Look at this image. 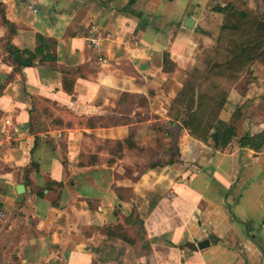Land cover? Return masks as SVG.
Wrapping results in <instances>:
<instances>
[{"label":"crops","instance_id":"obj_1","mask_svg":"<svg viewBox=\"0 0 264 264\" xmlns=\"http://www.w3.org/2000/svg\"><path fill=\"white\" fill-rule=\"evenodd\" d=\"M207 8L0 1V264H264V146L236 145L259 129L196 136L246 97L197 129L171 118L216 36Z\"/></svg>","mask_w":264,"mask_h":264},{"label":"rangeland","instance_id":"obj_2","mask_svg":"<svg viewBox=\"0 0 264 264\" xmlns=\"http://www.w3.org/2000/svg\"><path fill=\"white\" fill-rule=\"evenodd\" d=\"M233 3L234 9L224 13L211 11L214 6H224L226 3ZM208 12L215 13L218 19H212L215 24L214 36L208 38L209 45L203 49L197 59L190 86L192 93L186 100L185 106L178 109L175 105L171 108V118L180 122L189 112L197 117L192 118L191 128L197 129L203 123L204 110L209 103L216 99L221 102L227 96L240 95L246 97L235 109H239L240 118L247 120L249 130L264 129V65L255 60L259 55L264 54V0H209ZM244 11V12H243ZM254 41L252 54L253 61L247 63L237 72L227 71L226 62L232 61L231 52L234 51V44L244 40ZM226 71H225V70ZM202 95V99H196ZM235 101V100H233ZM231 101L229 102V104ZM181 105L184 104L180 103ZM238 118V120L240 119ZM121 121V119H116ZM237 119L231 118L229 123L235 126ZM206 129L197 130L196 136L203 135Z\"/></svg>","mask_w":264,"mask_h":264},{"label":"trees","instance_id":"obj_3","mask_svg":"<svg viewBox=\"0 0 264 264\" xmlns=\"http://www.w3.org/2000/svg\"><path fill=\"white\" fill-rule=\"evenodd\" d=\"M234 4L226 3L224 6H214L211 8V11L216 13H224L227 10H233ZM244 12V11H243ZM256 42V40H255ZM254 41L244 40L242 42H238L234 44V51L231 52L232 61L226 62V69L227 71H235L237 72L240 70L243 66H245L247 63H250L251 60L253 61V54H252V48L255 45ZM259 61L264 65V54L259 55L255 60ZM162 69L163 71H168L172 69V64L169 63L166 54H163L162 57ZM225 70V69H224ZM226 71V70H225ZM202 95L199 96L196 100L200 101L202 99ZM240 110L235 109L233 111L232 117L233 119L240 118L241 114L239 112ZM195 117L192 112H189L184 118H182V124L185 127H191L192 118ZM199 128V126H198ZM203 130V129H202ZM209 137L212 142V148L215 150H223L226 148L229 143L231 142L234 135V126L233 123H226L221 120H217L213 128L210 132H207L206 130L203 131V135H201V140H205L206 137ZM236 145L238 147H246L248 149H251L253 151H259L264 146V129L259 130L256 133H243L241 136H239L236 140Z\"/></svg>","mask_w":264,"mask_h":264},{"label":"water","instance_id":"obj_4","mask_svg":"<svg viewBox=\"0 0 264 264\" xmlns=\"http://www.w3.org/2000/svg\"><path fill=\"white\" fill-rule=\"evenodd\" d=\"M182 24H183V26H185L187 28H191L192 25H193V20L191 18H189V17H185L183 19ZM207 245H208L207 240H202V241L198 242L196 246H197V248L202 249V248H204Z\"/></svg>","mask_w":264,"mask_h":264},{"label":"built area","instance_id":"obj_5","mask_svg":"<svg viewBox=\"0 0 264 264\" xmlns=\"http://www.w3.org/2000/svg\"><path fill=\"white\" fill-rule=\"evenodd\" d=\"M2 2L6 1V0H0ZM17 1H26V2H32V0H17ZM89 45L94 47V48H97L99 45L97 43V41L95 39H90L89 40Z\"/></svg>","mask_w":264,"mask_h":264}]
</instances>
